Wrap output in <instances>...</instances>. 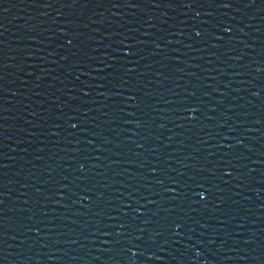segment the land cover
<instances>
[{"label": "water", "instance_id": "obj_1", "mask_svg": "<svg viewBox=\"0 0 264 264\" xmlns=\"http://www.w3.org/2000/svg\"><path fill=\"white\" fill-rule=\"evenodd\" d=\"M0 264H264V0H0Z\"/></svg>", "mask_w": 264, "mask_h": 264}]
</instances>
